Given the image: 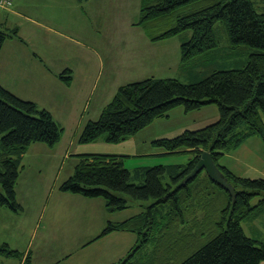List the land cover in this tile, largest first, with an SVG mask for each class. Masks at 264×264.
<instances>
[{
	"label": "trees",
	"instance_id": "16d2710c",
	"mask_svg": "<svg viewBox=\"0 0 264 264\" xmlns=\"http://www.w3.org/2000/svg\"><path fill=\"white\" fill-rule=\"evenodd\" d=\"M169 23L174 24L161 32ZM217 24L226 28L232 48L254 50L246 66L218 70L190 84L175 78H149L122 86L99 119L90 121L81 133L83 144L102 137L108 143H119L178 107L192 112L217 105L220 110V119L213 124L153 142L167 154L192 155L188 164L139 166L131 171L121 155L85 154L60 185L64 193L104 199L110 212L126 210L128 199L152 201L140 214L110 222L103 230L100 237L114 232L138 236L137 245L119 264H132L131 259L155 238L154 233L159 235L157 248L172 256L173 264L264 261V242L248 237L242 227L243 221L264 211V198L252 204L254 197L264 193V177L237 176L221 164L250 137L264 142V0H143L137 23L152 41L192 31V37L181 46L183 63L218 47ZM15 37L19 38L17 28L0 24V54L7 40ZM59 78L71 85L72 72L66 70ZM63 134L48 110L0 86V205L17 213L23 210L16 199V185L24 155L36 143L55 147ZM204 151L212 154L235 187V198L205 172L181 185ZM0 256L23 254L4 244ZM25 264H33L30 256Z\"/></svg>",
	"mask_w": 264,
	"mask_h": 264
},
{
	"label": "crops",
	"instance_id": "0c3cea01",
	"mask_svg": "<svg viewBox=\"0 0 264 264\" xmlns=\"http://www.w3.org/2000/svg\"><path fill=\"white\" fill-rule=\"evenodd\" d=\"M18 1L13 0L11 8L0 11V24L17 28L19 36L7 40L0 54V86L48 110L64 129L63 137L55 147L42 143L33 144L28 148L23 161L26 155L33 152L53 158L54 163L63 159L64 163L71 164L73 160L76 168L80 163V156L100 154L96 153L101 152L96 148L102 145L97 142L108 143L102 137L94 141L95 144H82L80 136L90 121L99 119L120 87L149 78H167L166 76L172 75V71L183 74L187 70L188 62L183 63L181 60V46L190 39V35L184 38L175 36L179 38L178 42L169 39L152 41L143 28L137 25L143 0H135L138 17L132 20L122 17L124 0H20L17 5ZM126 1L129 3L131 0ZM32 8L34 13L30 11ZM86 26L91 27L93 34L86 32ZM66 70L72 72L71 85H66L59 78ZM103 83L105 84L102 86ZM205 107L211 108L212 105ZM82 145L84 147L79 148ZM221 164L237 176H264L263 140L250 137L237 150L227 154ZM37 189L32 188L30 194L24 188L30 197L37 199V203L45 202L47 206L55 195V203L65 201L76 207L75 211L65 213L61 219L65 224L60 225L67 227L76 247L72 251L74 246L70 245L73 247L61 254L55 264H114L123 260L138 243L136 236L135 242L130 243L131 239L134 240V234L130 235L129 232H114L100 237L108 223L123 221L117 218V212L108 210L104 199L64 193L59 188H47L48 196L45 198L43 189L40 193H37ZM16 199L23 210L14 214L24 215L26 207L19 188H16ZM87 203L97 207L99 213L96 218L87 215L82 220L84 212L80 209L78 216L77 206ZM44 213L40 215L41 218ZM95 215L96 213L93 214ZM247 223L257 238L255 240L264 242V211ZM55 224L56 221L53 225ZM243 229L247 236H251L245 227ZM51 235H55L54 231ZM36 236H31L29 246ZM50 238L51 236L48 239ZM44 240V236L38 239V249L19 251L24 254L23 257H17L19 259L11 264H25L28 256L34 263L36 251L51 258V251H46L50 246H45ZM109 245L112 250L115 247L121 248L118 255L109 250ZM78 255L82 256L84 262L74 259ZM1 258L6 257L0 256V264H7V260Z\"/></svg>",
	"mask_w": 264,
	"mask_h": 264
},
{
	"label": "rangeland",
	"instance_id": "374dc122",
	"mask_svg": "<svg viewBox=\"0 0 264 264\" xmlns=\"http://www.w3.org/2000/svg\"><path fill=\"white\" fill-rule=\"evenodd\" d=\"M124 1L125 2L123 3V5L125 9L122 11V17L128 18L127 20H132L134 17H138L136 14L137 5L135 3V0H133V4L132 0L129 3L126 0ZM150 1L151 0H149V3ZM19 2L20 0L18 1L17 5H19ZM30 2L33 4V1ZM20 4H22V2ZM23 4L26 7L25 1ZM30 11L34 13V8H32V10ZM81 24H84V22H81ZM173 24L174 23L167 24V26L161 28L160 31L163 32L170 29ZM8 28L10 29L13 27L8 26ZM86 32L88 34H93V32L91 31V27L89 26H86ZM188 34L191 38L192 31L181 33L180 36L184 38ZM214 34L218 41L217 48L204 55L202 54L196 56L192 60H190L187 63L188 67L185 73L181 71L183 74H177V72L171 70L172 72L170 73H172L173 76L169 75L166 77L177 78L185 84H190L210 77L215 71L241 69L247 65L250 59V55L254 52L251 47L241 46L240 48H232L228 40L227 30L223 24H217L215 26ZM178 39V37H175L169 40L178 42ZM104 84L105 83H103L102 86ZM186 112L187 111L184 107L175 108L168 114L169 117L168 115H166L165 117L154 120L151 125L140 131L138 133L139 135L136 134L134 136L126 138L119 143H103L102 141L97 142L98 145L102 146L96 148L97 151H101L96 153H114L116 155L123 156L125 168L131 171L139 166H155L160 164H188L192 158L190 154L176 153L167 155L166 151L163 148L153 145V142L156 140L175 138L176 136L181 135L188 130L194 131L202 129L210 124L217 122L220 119V110L217 105H212L211 108L203 107L202 110L200 109L192 112ZM215 114H217L218 116H215ZM36 144L38 145L41 143ZM79 144L81 145V143ZM85 144H95V142ZM83 147L84 145L79 148ZM53 163L54 161L51 157L46 158L39 154L36 155L33 152H30L28 155H26V158L23 161L24 168L21 167V176L19 177L18 184L16 185V188H19L20 190L21 199H23L24 206L26 207V213L24 215H17L14 214L16 212L11 211L9 208H7V206L0 205V246L7 243V245L9 244L10 247L14 250L21 252L24 250L29 251L31 249H38V239L41 236L45 237L46 240H44V245L50 246L48 249H46V251H51V258L44 257L42 253H37L36 251L33 264H55L56 261L60 259V255L64 254L75 244V242L70 238V235L68 234L67 227L60 225L65 224V222H61V219L65 215V213L67 211H75L76 207L65 201H58L55 203V195L51 197L52 202H50V204H48L47 206L45 202L37 203V199L30 197V194H32V188H38L37 193H40V190L43 189V191L46 193L44 197L47 198V188H60V185L63 183V181L71 177V175L75 171V163L73 160L71 164L67 162L64 163L63 159H61V162L58 160V163ZM24 188L28 189V191L30 192L29 195L26 193ZM263 198L264 193L257 197H254L252 200V204L257 205ZM128 200V208L124 211L117 212L118 215H116L117 218L123 219V221L145 211L146 207L152 202L151 200ZM89 204L90 203H87L85 205L80 204V206H77L78 216L80 209H82L84 212V218L82 220H84L87 215H91V218H96L99 213L97 212V207L90 206ZM43 212H45L44 217L41 218L40 215ZM94 213H96L95 216H93ZM106 216H109V214H107ZM99 217L100 216H98V218ZM54 221H56L55 225H53ZM247 221L248 220L243 221L242 226L245 227L246 232L251 235L248 237L257 239L256 237H254V232H252V230L248 228ZM53 231L55 235H51ZM81 231L83 232V230ZM76 233L78 234L79 232ZM132 234L130 233V235L134 236L132 237L134 238V240L131 239L130 243L135 242V236L138 237L135 233ZM32 235L37 236L32 245L29 246V244L31 243ZM50 236L51 238L48 239ZM152 237L155 238L151 240V243L147 247L142 248L140 253H138L131 259L132 264H173L175 260H173L172 256L169 257V255L165 253L164 250H160L157 248L156 239L159 237V235L154 233ZM160 240L161 238L159 239V241ZM75 247L76 246L72 248V251H74ZM109 250H112L110 245ZM120 250V247H115V249L112 251L113 254L118 255ZM128 254L123 258V260L126 259ZM1 259L7 260V264H11V262L17 261L19 258L7 259L6 257V259ZM74 259H78L84 262L82 256L75 257ZM115 264H119V262H116Z\"/></svg>",
	"mask_w": 264,
	"mask_h": 264
},
{
	"label": "water",
	"instance_id": "95a60500",
	"mask_svg": "<svg viewBox=\"0 0 264 264\" xmlns=\"http://www.w3.org/2000/svg\"><path fill=\"white\" fill-rule=\"evenodd\" d=\"M201 172H205L211 181L226 190L232 198L236 197L235 187L228 181L219 167L213 160L212 154L209 151H204L197 160L194 169L189 175L185 177L181 185L187 184L189 181L194 179Z\"/></svg>",
	"mask_w": 264,
	"mask_h": 264
},
{
	"label": "built area",
	"instance_id": "2783aa9c",
	"mask_svg": "<svg viewBox=\"0 0 264 264\" xmlns=\"http://www.w3.org/2000/svg\"><path fill=\"white\" fill-rule=\"evenodd\" d=\"M12 6V0H0V10L7 9Z\"/></svg>",
	"mask_w": 264,
	"mask_h": 264
}]
</instances>
